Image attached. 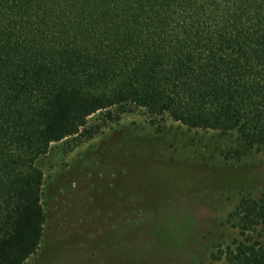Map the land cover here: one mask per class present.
<instances>
[{"label": "trees", "instance_id": "16d2710c", "mask_svg": "<svg viewBox=\"0 0 264 264\" xmlns=\"http://www.w3.org/2000/svg\"><path fill=\"white\" fill-rule=\"evenodd\" d=\"M127 106L264 146V0H0V264L42 242L38 161ZM230 219L227 263L264 264V201Z\"/></svg>", "mask_w": 264, "mask_h": 264}, {"label": "rangeland", "instance_id": "374dc122", "mask_svg": "<svg viewBox=\"0 0 264 264\" xmlns=\"http://www.w3.org/2000/svg\"><path fill=\"white\" fill-rule=\"evenodd\" d=\"M238 144L133 106L93 115L38 161L46 221L25 264H228L230 215L264 201V146Z\"/></svg>", "mask_w": 264, "mask_h": 264}]
</instances>
